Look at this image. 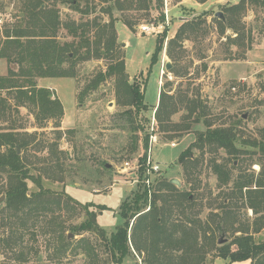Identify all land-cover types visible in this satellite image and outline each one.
Masks as SVG:
<instances>
[{"label":"rangeland","instance_id":"374dc122","mask_svg":"<svg viewBox=\"0 0 264 264\" xmlns=\"http://www.w3.org/2000/svg\"><path fill=\"white\" fill-rule=\"evenodd\" d=\"M22 1L0 0V37L6 27L16 23L18 14L23 17L20 12ZM240 1L163 0L165 20L159 23L161 28L155 34L141 31V26L157 19L159 14L155 3L150 9L127 7L123 11L115 8L113 12L114 18L119 19L115 23L118 51L125 58L126 74L129 75L127 81L140 84L144 89L145 103L150 105L149 111L142 113L140 120L149 119L145 122L146 133L149 131L151 134L154 125L158 135L159 141L152 146L153 159L161 166L157 176L181 182L180 186L177 185L181 191L177 196L178 204L170 219L196 231L199 242L204 246L205 258L201 264H254L252 259L230 263L229 259L219 256V247L230 244L235 250L237 246L232 241L245 231L253 235L256 242L264 240V200L258 202L259 198L255 199L259 204L256 212L249 205L246 190L240 193L234 189L232 181L220 184L210 167V162L217 160L227 165L234 179L248 174L264 178V151L259 148L264 142V6L249 2L239 15V24L245 30L241 45L233 43V30L227 29L222 33L216 20L219 19L216 17L218 11L223 12L225 6ZM108 6L105 0H79L80 10L58 5L63 21H88L90 24L93 21L108 23L111 18L104 11ZM125 17L134 23L133 30L121 20ZM194 17H201L206 22L200 35L184 40L182 46L176 48V60L171 59L167 53L169 39L175 36L182 23ZM165 28L168 31L163 50L149 72L157 41L162 39ZM86 35L92 36L93 32H86ZM60 37L62 43L74 40L64 29ZM110 62L97 58L77 59V77L48 79L52 81L50 83L61 86L60 89H53L65 108L60 130L55 127L54 120H38L27 107H19V113L13 112L6 119L0 118V130L16 127L33 133L36 138L30 151L32 160L43 159L49 154L48 149H39L43 143L50 145L58 142V148L66 152L62 157L64 168L61 172L49 170L45 173L42 163L35 164V173L43 177V186L61 197L64 205H61L62 208L54 205L53 213L40 215L24 225H21L20 219L5 211V220L0 219V235L6 237L10 228L19 227L15 230L19 242L13 252L1 249L0 264H87L86 254L76 249L83 237L96 245L102 258L107 256L95 233L80 231V234H75L72 227L86 220L83 204H93L91 208L96 211L98 206L105 207L98 211V224L108 233L116 230L121 222L120 206L136 190L138 178L134 171L144 150L134 146L145 134L127 126L129 115L125 111L128 107L117 103L115 76L98 88L87 91L83 101H80V93L98 72L107 69ZM167 62L172 65L170 70L166 68ZM68 65L69 62L65 64L66 67ZM11 66L16 67L5 58H0V75H6ZM175 67L179 75L172 72ZM65 81L72 85L75 104ZM161 89L171 95L165 98V104L170 105L171 110L176 108L171 121L179 126V130L163 129L156 117L155 107L159 103ZM161 111L166 116L165 108ZM192 111L195 114L189 117ZM196 114L200 117L198 122L195 121ZM167 124L163 122V125ZM187 124L191 125L190 129H184ZM208 126H235L238 144L247 153L235 159L224 149H208L204 154L196 150L198 163L190 168L192 180L188 181L183 164L177 162L178 157L195 142L197 131L206 130ZM103 163L111 164L106 166L110 170L104 169ZM159 177L153 176V182ZM6 180V175L0 174L1 203L6 199ZM29 187L31 192L39 190L31 181ZM261 189L253 191H264ZM66 237L70 240L67 242L69 247L65 246ZM220 240L222 243H219ZM143 257L136 255L125 264H144Z\"/></svg>","mask_w":264,"mask_h":264},{"label":"trees","instance_id":"16d2710c","mask_svg":"<svg viewBox=\"0 0 264 264\" xmlns=\"http://www.w3.org/2000/svg\"><path fill=\"white\" fill-rule=\"evenodd\" d=\"M105 1L109 3V6L104 11L111 18L106 24L97 21L91 24L88 21L86 23L63 21L58 5H68L75 10H80L79 0L22 1L20 12L24 14L23 17L18 14L16 23L6 27L0 37V58H5L9 64L16 66L9 67L6 75H0V118L6 119L13 112L19 113V107H27L34 112L38 120H54L55 127L60 130L65 114L64 105L53 89L39 86L38 80L48 77H77V59L83 61L92 58L110 60L107 69L98 72L86 89L80 93V101H83L87 91L98 88L108 78L115 76L117 103L128 107L125 111V114L129 115L127 126L145 133L143 139L136 142L134 148H142L144 152L139 156L137 169L134 171L138 178L136 190L122 202L119 210L121 222L116 230L108 233L98 224V211L105 207L98 206L99 210L96 211L91 208L93 204H83L86 220L72 227L75 234H80V231L95 233L107 256L102 258L96 245L84 237L79 240L76 249H81L80 252L86 254L87 264H125L136 255H144V264H201L205 258L204 246L199 242L196 231L183 223L170 219V215L178 204L177 196L181 193L178 186L172 183V179H165L161 176H157L159 178L155 183L152 182L150 187L144 181L150 132L146 133L145 128V122L149 119H144L142 122L140 116L149 111L150 105L145 103L144 89H141L140 84L126 80L125 58L121 57L118 51V33L115 23L119 19L114 18V9L118 11H123L127 7L129 9L143 7L150 9V6L155 3L159 15L157 19L150 22L158 24L165 20L162 11L163 0ZM249 2L261 3L264 6V0H241L237 4L228 5L222 9L225 21L216 18L222 33H225L227 29L233 30L235 37L232 41L237 45L244 42L242 37L245 31L239 24V15L246 9V4ZM121 20L131 30L134 29V23L129 18L125 17ZM205 23L201 17H194L182 23L175 36L168 41V56L176 60V48L181 47L184 40L192 39L194 35L199 36ZM62 29L67 30L74 40L62 43L60 37ZM167 31L168 28H165L162 39L157 41L149 72L159 60ZM86 32H93V35H86ZM67 62L70 65L66 67ZM172 72L179 75L176 67ZM170 96L168 92L161 89L155 113L163 129L176 131L179 130V126L171 121V115L176 112V108L171 110V106L165 104V98ZM162 108H165L166 116L164 112L161 114ZM194 114L195 112L192 111L189 117ZM199 120V116L195 117L196 122ZM165 121L167 125H163ZM190 128L191 125L187 124L184 129ZM59 133V138H61V131ZM35 138L33 133L21 131L16 127L0 130V174L7 177L4 186L6 199L3 203L0 202V219L5 220L6 211L14 215L16 219H20L21 225H24L30 220L35 221L40 215L53 213L55 206L62 208L61 205H64L61 197L52 193L50 188L43 186V177L35 173L37 170L35 164L42 163L45 173L49 170L61 172L64 168L62 157L66 152L58 148V142L50 145L43 143L39 149H48L49 154L43 159L37 158L38 160L34 161L31 159L30 151ZM237 140L238 134L235 126L214 128L208 126L206 130L197 131L195 142L181 152L177 161L180 165L183 164L186 179L192 180L189 170L193 164L198 163V158L195 157L196 150L204 154L208 149L210 151L224 149L238 159L247 153V150L241 147ZM259 148L264 151L263 141ZM18 149L22 153H19ZM103 167L110 170L106 167V163H103ZM210 167L218 176L220 184L225 185L232 181L234 189L240 193L246 190V198L250 207L258 212L259 204L255 199L259 198L258 202L261 199L264 200V191L254 193L253 190L264 188V178H256L254 174H248L234 179L227 165L217 160H212ZM261 172H263V167ZM30 181L35 183L39 190L31 192ZM69 198L73 199L70 196ZM159 202L160 205H158ZM18 229L19 227L10 228V233L6 237L0 235V253L2 248L11 252L16 250L15 245L19 242L17 240L19 235L15 230ZM60 235L63 236V233ZM64 240L66 243L70 241L68 237ZM232 244L237 246L235 250L231 249L230 244L219 247V256L229 259L230 263L252 259L254 264H264V240L260 243L256 242L253 235L245 231L236 236ZM65 246L70 245L67 243Z\"/></svg>","mask_w":264,"mask_h":264},{"label":"built area","instance_id":"2783aa9c","mask_svg":"<svg viewBox=\"0 0 264 264\" xmlns=\"http://www.w3.org/2000/svg\"><path fill=\"white\" fill-rule=\"evenodd\" d=\"M168 9V8H167ZM161 26L160 24L156 23V22H150L149 24H144L143 26H141V31L145 34V33H157L158 29H160ZM155 121V120H154ZM152 133L150 134V150L148 151V156H147V165H146V171H145V183L148 187L151 186L153 179L152 177L154 176L155 178L157 177V175L159 174L160 170H161V166L159 164V162L154 161L153 156H152V146L154 144H156L159 139H158V135L155 133V127L154 125H152ZM172 146H175L176 144H171ZM129 163H126V166H128ZM154 178V179H155Z\"/></svg>","mask_w":264,"mask_h":264},{"label":"crops","instance_id":"0c3cea01","mask_svg":"<svg viewBox=\"0 0 264 264\" xmlns=\"http://www.w3.org/2000/svg\"><path fill=\"white\" fill-rule=\"evenodd\" d=\"M48 79H50V80H51V79L63 80L62 78H54V77L40 78V79H39V86L47 87V88H51V89H55V90L61 88V86H58V84L50 83V82H52V81L49 82ZM47 80H48V81H47ZM45 82H47L48 84L45 85V84H44ZM65 82H66V81H65ZM59 87H60V88H59ZM65 87H66V89L69 91V93H70V95H71L72 103L75 104V101H74V98H73L74 96H72L73 93L71 94V91H72V85H71L70 83L66 82ZM72 92H73V91H72Z\"/></svg>","mask_w":264,"mask_h":264},{"label":"water","instance_id":"95a60500","mask_svg":"<svg viewBox=\"0 0 264 264\" xmlns=\"http://www.w3.org/2000/svg\"><path fill=\"white\" fill-rule=\"evenodd\" d=\"M216 17H218L220 20H223V21L226 20V19H225V15H224V13H223L222 11H218V12L216 13ZM166 68H167V70H170V69L172 68V65H171L170 62H167V63H166ZM125 77H126V80L129 79V75L126 74ZM20 151H21V150L18 149V152H19V153H20ZM106 166H107V167H110L111 164H107ZM172 183H174V184H176V185H178V186L181 185V182H180L179 180H172ZM219 243H222V241L220 240Z\"/></svg>","mask_w":264,"mask_h":264}]
</instances>
